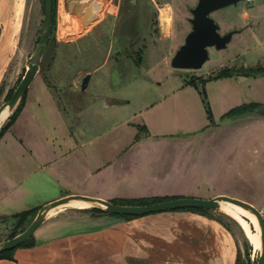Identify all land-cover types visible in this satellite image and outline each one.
Masks as SVG:
<instances>
[{
    "label": "rangeland",
    "instance_id": "rangeland-1",
    "mask_svg": "<svg viewBox=\"0 0 264 264\" xmlns=\"http://www.w3.org/2000/svg\"><path fill=\"white\" fill-rule=\"evenodd\" d=\"M75 2L80 8L93 3V19L84 27L73 14ZM196 2L56 0L55 43L41 59L22 110L0 137V242L14 229L10 215L40 207L65 190L166 192L190 184L202 188L201 197L220 191L264 206V127L240 126L247 119L224 115L250 101L264 105V75L250 73L264 69V0H241L212 12L221 34L232 24L250 26L233 34L225 48L208 47L201 68H173L171 57L190 30ZM43 13V0H20L16 8L17 33L9 49L0 50V105L24 73ZM225 67L231 75L208 80ZM120 97L130 103L118 104ZM143 102L153 103L150 116L139 110ZM125 119L134 123L133 133L121 125ZM224 120L220 130L214 128ZM19 138L22 147L11 143ZM112 159L120 160V171L125 167L129 177L115 186L112 178L100 181L105 161ZM138 176L145 177L144 186L133 185ZM138 195L126 199L146 197ZM68 207L73 206L54 212ZM230 222L243 240L239 224ZM250 260H257L252 247Z\"/></svg>",
    "mask_w": 264,
    "mask_h": 264
},
{
    "label": "crops",
    "instance_id": "crops-1",
    "mask_svg": "<svg viewBox=\"0 0 264 264\" xmlns=\"http://www.w3.org/2000/svg\"><path fill=\"white\" fill-rule=\"evenodd\" d=\"M19 2L20 0H0V12L3 13L0 15L2 52L9 49L12 37L17 33L14 15ZM242 17L246 19L247 14L244 12ZM249 26L245 23L236 29L241 32ZM234 27L237 26L232 24L227 29L231 30ZM1 28H3L2 33ZM116 102L120 105H128L130 100L127 97H120ZM250 103L255 102L250 101L248 104ZM256 104L260 105V103ZM141 106L139 110L150 116L153 103L143 102ZM115 107L118 106L114 105ZM224 113L226 111L220 117ZM239 116L240 119H247L240 123V126L252 123L264 127L262 116L248 112ZM230 118L227 120H231ZM224 122L226 120L215 123L214 128L220 130ZM121 125L133 133L131 129L134 123L130 120L125 119ZM132 136L135 138L136 133ZM11 143L22 147L23 141L19 138ZM28 146L30 148V145ZM122 169L120 171L119 159L105 161L101 183L112 178L115 186L120 179L124 181L129 179L124 173L125 167ZM144 178L138 176L135 178L136 182H132L133 185L144 186L147 183ZM201 189L198 186L185 184L166 192H152L147 189L139 193H114L108 190L109 192L98 194L82 190H65V192L59 191L57 197L53 199L70 194L87 195L109 201L129 198L126 197L127 195L137 197L138 194H144L146 197L197 196L199 198L224 194L220 191H209V197H201L203 195L200 194L204 193ZM256 208L260 211L264 210L263 205ZM33 236V246L16 248L12 253V259L0 258V264H234L238 249H242L241 237L236 232H231L222 222L200 213L184 210L150 213L124 220L90 211L88 207L62 208L49 215Z\"/></svg>",
    "mask_w": 264,
    "mask_h": 264
},
{
    "label": "water",
    "instance_id": "water-1",
    "mask_svg": "<svg viewBox=\"0 0 264 264\" xmlns=\"http://www.w3.org/2000/svg\"><path fill=\"white\" fill-rule=\"evenodd\" d=\"M241 0H197L190 9L191 17L188 19L190 30L185 35L183 43L176 49L171 57L170 65L177 69H199L208 58V47L223 49L230 42L233 34L238 29H231L224 34L219 32V25L211 17V13ZM56 0H44V13L36 46L29 56L23 75L15 86L9 99L0 105V125L15 111L28 87L39 71V64L43 57L47 42L51 36L52 25L55 17ZM93 3L80 8L75 2L73 14L82 18V25L88 24L93 19L91 8ZM90 79L86 73L80 83L83 91ZM6 117L1 121L2 115ZM248 113L264 117V105H258ZM79 200L89 204V208H96L110 214L142 216L150 213L163 212L183 208H205L220 211L222 203L238 206L256 217L259 227L260 249L255 264H264V216L252 204L226 195H216L211 198L175 197L145 205L115 204L109 200L81 194H70L59 197L41 205L30 223L15 236L0 242V252L13 249L32 236L42 225L52 209L68 204L70 201ZM250 244V242H249Z\"/></svg>",
    "mask_w": 264,
    "mask_h": 264
},
{
    "label": "trees",
    "instance_id": "trees-1",
    "mask_svg": "<svg viewBox=\"0 0 264 264\" xmlns=\"http://www.w3.org/2000/svg\"><path fill=\"white\" fill-rule=\"evenodd\" d=\"M43 11H44V0H43ZM54 29H55V17H54V21H53V25H52L51 36L47 42L42 60H43L45 53L49 47L50 41L55 43ZM250 73H252L254 75H256V74L264 75V69H262V68H256L253 70L250 69ZM231 74H232V69L225 67V68H222L221 70H219L216 75L209 76L208 80L213 79V78L222 77V76H228ZM20 78L17 80V83L19 82ZM188 84L192 85L193 84L192 80H189ZM14 88L8 90V92L6 94V100L9 99ZM200 94L202 95L201 98H202V101L204 102L205 94L203 91ZM25 97H26V94L22 98L21 102L19 103V105L17 106L15 111L11 114V116L8 118V120L0 128V137L8 130V128L15 121L17 115L22 110L24 102H25ZM257 105L258 104H256V103L243 104L241 106H238L236 108L231 109L228 113H226L224 115L225 116L226 115H228V116L241 115L243 113L251 111ZM206 113H207L208 117H210V112H209V109L207 107H206ZM175 197H177V196H153V197L132 198V199L119 198V199L110 200V202L115 203V204L145 205V204H151L154 202H159V201H163V200H167V199H171V198H175ZM38 208L39 207L10 215V218L12 219V221L15 225H14V229L11 231V233L8 235V237L6 239L11 238V237L15 236L16 234H18L19 232H21L30 223V221L32 220V218L34 216V213L36 212V210ZM89 210L96 212V213L108 214V215H111V216H114L117 218H121L124 220L139 217V216H135V215L110 214V213H106V212L99 210V209H96V208H89ZM177 210L196 212V213H200L202 215H205V216H208L211 218H215V219L219 220L220 222H222L224 224V226L226 228H228L231 232H235V229L232 228V225H234V224H231V222H230V221H233V222H235V221L231 217L225 216V214H221V215L213 214L215 210H210V209H205V208H183V209H175V210H169V211H177ZM222 215H224L228 219V221L223 220V218H221ZM239 229H240V232L243 236V240H241L242 241V249H238L234 264H251V260H250L251 245L249 244L247 237L244 235V233L242 232L240 227H239ZM33 245H34V236L32 235L28 239H26L24 242H22L19 246L15 247L13 249H10V250L0 252V258L12 259V253L16 248H18V247H31Z\"/></svg>",
    "mask_w": 264,
    "mask_h": 264
},
{
    "label": "bare ground",
    "instance_id": "bare-ground-1",
    "mask_svg": "<svg viewBox=\"0 0 264 264\" xmlns=\"http://www.w3.org/2000/svg\"><path fill=\"white\" fill-rule=\"evenodd\" d=\"M5 117H6V113L2 115L1 121ZM66 205L73 207L78 206L84 208L89 206L88 203L79 200L70 201ZM220 209L223 213L231 217L234 221H236L239 224L245 236L247 237L248 241L250 242L252 250L254 251V253L257 252V257H258V251L260 249V241H259V227L256 217L253 214L247 212L246 210L238 206L232 205L230 203H222ZM53 212L54 209L50 210L48 216L53 214ZM251 223H253L254 227H252Z\"/></svg>",
    "mask_w": 264,
    "mask_h": 264
},
{
    "label": "flooded vegetation",
    "instance_id": "flooded-vegetation-1",
    "mask_svg": "<svg viewBox=\"0 0 264 264\" xmlns=\"http://www.w3.org/2000/svg\"><path fill=\"white\" fill-rule=\"evenodd\" d=\"M125 25L126 26H124L125 28H128V26L130 25V23H129V20H127L126 22H125ZM123 27V26H122ZM122 27H120V29L121 30H124V28H122Z\"/></svg>",
    "mask_w": 264,
    "mask_h": 264
},
{
    "label": "built area",
    "instance_id": "built-area-1",
    "mask_svg": "<svg viewBox=\"0 0 264 264\" xmlns=\"http://www.w3.org/2000/svg\"><path fill=\"white\" fill-rule=\"evenodd\" d=\"M247 1H249V2H250V1H252V0H247Z\"/></svg>",
    "mask_w": 264,
    "mask_h": 264
}]
</instances>
